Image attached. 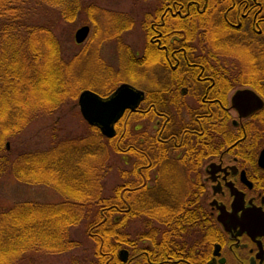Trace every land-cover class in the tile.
<instances>
[{
    "label": "trees",
    "instance_id": "trees-1",
    "mask_svg": "<svg viewBox=\"0 0 264 264\" xmlns=\"http://www.w3.org/2000/svg\"><path fill=\"white\" fill-rule=\"evenodd\" d=\"M50 5H64L67 9L61 15L66 19H72L78 9L77 0H0V110L6 118L0 122V175L12 171L24 183L55 188L64 199L23 201L0 209V264H19L31 250L63 254L82 249L87 245L70 235V228L82 222L92 243L81 251L84 262L152 264L168 259L175 241H193L195 234L214 228L209 214L198 209L197 169L208 156L196 155L192 143L188 154L171 155L170 149L179 140L171 141L170 125L164 133L153 135L136 126L134 114L135 122H129L126 133L125 118L120 120L113 138L88 124L79 134L56 135L49 145L14 155L4 143L21 134L37 111L53 114L77 99L80 88L73 71L76 68V75L78 66L83 67L81 56L65 54L45 20L27 22L33 10ZM35 85L52 91L49 104L31 113L24 106L27 88ZM16 105L22 106V115L16 114ZM205 135L206 142L215 139ZM110 151L121 153L125 163L133 164L131 169L118 170L121 181L106 193ZM182 234L188 237L178 238ZM143 241L149 246L141 248ZM124 250L129 251L126 262Z\"/></svg>",
    "mask_w": 264,
    "mask_h": 264
},
{
    "label": "flooded vegetation",
    "instance_id": "flooded-vegetation-1",
    "mask_svg": "<svg viewBox=\"0 0 264 264\" xmlns=\"http://www.w3.org/2000/svg\"><path fill=\"white\" fill-rule=\"evenodd\" d=\"M90 10L100 9L92 5ZM95 12H91L93 21L81 25H88L89 32L82 42L76 41L78 44L89 38L93 22L97 27ZM103 16V38L118 42L123 61L116 72L106 74L103 86L92 82L86 88L102 96L123 83L143 90L145 96L138 108L126 111V130L129 118L136 114V126L149 132L143 119L152 117L155 126L151 134L160 135L170 125L169 132L174 133L171 141L179 140L170 149L171 155L188 154L192 143L196 155L208 156L197 171L198 209L214 222L210 237L200 229L193 241H175L168 259L149 261L264 264V167L259 163L264 149V0H151L144 13L108 8ZM137 26L143 46H134L124 37ZM86 51H91L90 47L79 55ZM94 53L99 64L102 60ZM100 67L108 69L104 63ZM134 76L151 78L150 84L139 87L128 78ZM244 89L253 90L262 105L241 109L233 97ZM205 133L215 139L206 142ZM245 214L254 226L232 225L234 216L242 219ZM148 246L147 241L140 244L141 248Z\"/></svg>",
    "mask_w": 264,
    "mask_h": 264
},
{
    "label": "rangeland",
    "instance_id": "rangeland-1",
    "mask_svg": "<svg viewBox=\"0 0 264 264\" xmlns=\"http://www.w3.org/2000/svg\"><path fill=\"white\" fill-rule=\"evenodd\" d=\"M77 3L78 9L75 11L72 19H66L63 15H61L65 9H67L64 5H50L43 8H36V11L33 10L32 16L28 17L27 22L30 23H36L35 19L38 21H40L39 19L45 20L47 25L52 29L53 33L57 36L61 49H63V52L68 54V56H78L79 52L85 47H90L91 51H86V55H81L83 67L81 65L78 66L80 67V70L77 68L76 75V68H74L73 71V75L78 79L77 86L80 88L75 103L64 105L53 114H39L40 111H37V114H35L30 124H27L28 126L26 125L27 127L21 134L4 141L5 144H9V146H7L8 148H12L14 150L11 152L13 155L23 149L42 148L49 145L53 137L56 135L73 136L79 134L87 128L86 126H88V122L83 118L78 104L79 94L83 88L87 89L86 86H89L92 82H96L100 86H103V81L106 80V74L116 72L123 61V59L120 58L119 50L117 48L118 45L116 44L117 41L114 42V40L111 41L103 38L106 31L103 12L108 10V8H111L115 12L123 11L144 13L151 6V0H77ZM92 5H95L100 9L97 10V12L94 11L95 18L98 22H96L97 27L93 22L92 24L94 28L91 31L89 38L84 43L78 44L74 37L75 31L82 24L93 21L92 19L94 18V14L92 13L94 12L93 10H90ZM28 12L31 13V11ZM130 30L124 34V37L126 38L125 40L133 45L134 43H138L140 46H143L144 39L142 38L140 28L137 26L131 31ZM99 31H101V35ZM40 47L42 49L44 45L42 44ZM93 52H95L94 54L102 60V62L99 60V64L102 65V63H104L105 69L108 68L110 70L107 69L105 71L102 67H100V65L95 61ZM39 64H43V61H40ZM82 72H84V74H82ZM81 75L83 78H81ZM128 78H133L132 82L135 81V84L137 82V85L142 88L148 87L146 84H150L149 80H151V78L147 77H143L141 79L139 76ZM144 83L146 84L144 85ZM115 89L116 88H113L112 91ZM51 91L52 88H39L37 85L32 88H27L28 98L25 102V110L33 113L36 107L48 105ZM189 100L192 101L195 100V98H189ZM16 107V114L17 112L21 114V112H23L22 106L16 105ZM128 112H126V114ZM5 119L6 118L4 117L3 112L0 110V122H5ZM129 119L130 122L133 120V122H135L134 116ZM143 120L145 126H148L149 128V132H153V126H155L153 121L147 119L146 117ZM126 126L127 124L123 127L124 133L127 132ZM2 136L3 131L0 130V138H2ZM110 153L108 163L111 166V171L106 177V193H110L115 184L121 181L120 176H118V170L131 169L133 164L131 162L125 163L122 159L121 153L116 151H110ZM13 155L12 158L14 157ZM63 199L64 196L55 188L40 183H24L23 181H20L12 171L0 175V209L10 208L23 201L55 203L60 202ZM136 225L137 223H135V226ZM86 230V224L84 222L70 228V235L72 239L81 241L83 244L87 245H82V249L84 247L90 248L92 245ZM82 249L63 254L31 250L25 253L24 257L20 259L19 264H89L83 261V256H81Z\"/></svg>",
    "mask_w": 264,
    "mask_h": 264
},
{
    "label": "water",
    "instance_id": "water-1",
    "mask_svg": "<svg viewBox=\"0 0 264 264\" xmlns=\"http://www.w3.org/2000/svg\"><path fill=\"white\" fill-rule=\"evenodd\" d=\"M89 32V26L83 25L75 31V40L82 42ZM145 93L143 90L134 87L129 83H123L117 87L108 96H102L99 93L84 89L79 94L78 104L83 118L91 125L98 127L101 132L107 137L116 135V124L123 117L127 110L135 111L144 99ZM233 100L239 101L237 105L248 110L255 105H262L261 98L251 89L238 91ZM235 105V104H234ZM259 105V106H260ZM9 146V144H8ZM259 163L264 167V149L261 152ZM222 219V218H221ZM225 223L224 220H222ZM241 225L243 228H249L254 224L246 214L240 219L234 216L232 225ZM263 224V222L261 223ZM123 260L128 259V251H123Z\"/></svg>",
    "mask_w": 264,
    "mask_h": 264
}]
</instances>
